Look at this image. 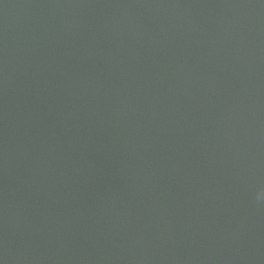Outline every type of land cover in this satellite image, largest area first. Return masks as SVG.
Here are the masks:
<instances>
[{
  "label": "water",
  "instance_id": "obj_1",
  "mask_svg": "<svg viewBox=\"0 0 264 264\" xmlns=\"http://www.w3.org/2000/svg\"><path fill=\"white\" fill-rule=\"evenodd\" d=\"M0 264H264V0H0Z\"/></svg>",
  "mask_w": 264,
  "mask_h": 264
}]
</instances>
